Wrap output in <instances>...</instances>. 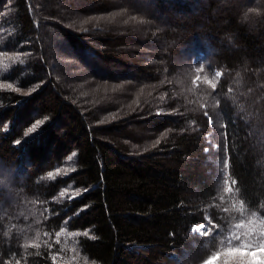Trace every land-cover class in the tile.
<instances>
[{"label": "trees", "instance_id": "trees-1", "mask_svg": "<svg viewBox=\"0 0 264 264\" xmlns=\"http://www.w3.org/2000/svg\"><path fill=\"white\" fill-rule=\"evenodd\" d=\"M154 1L169 8L167 21L146 11L157 4L126 5L148 19L145 25L133 24L147 31L142 47L156 50L141 63L119 57L124 46L117 43L130 26L95 30L94 18L114 12L105 0L93 1L95 10L102 11L83 24L56 9L57 0H0V46L9 58L18 57L9 59L1 77L12 87H0V161L16 173L15 197L31 193L50 198L68 178L45 184L38 179L56 163L74 158L70 178L82 193L55 205L43 226L55 238L65 222L85 231L79 246L93 264H200L215 247L216 236L206 237L192 226L210 217L226 228L228 218L216 205L227 186H233L249 211L264 216V0ZM199 7L203 11L196 13ZM71 9L76 17L87 11ZM177 10L183 14L177 17ZM87 29L104 31L105 37L89 36ZM232 40L236 45L231 47ZM77 45L86 54L71 59L67 49ZM117 45L122 47L115 50ZM91 56L120 60L141 73L135 72V79L152 88L142 108L134 110L142 113L101 117L84 110L88 98L59 87L57 77H78L75 64ZM198 60L206 64L208 76H217L219 69L221 75L215 86L206 78L190 91L192 64ZM121 73V78L134 80V74ZM30 89H35L28 98L32 105L16 110L21 92ZM208 102L219 110L214 124L206 113ZM32 106L50 121L42 133L26 140L38 119L30 113ZM60 114L65 116L63 127L54 130L53 119ZM214 138L218 144L212 143ZM46 139L47 149L41 144ZM29 158L31 169L24 178ZM3 212L0 264H54L52 239L45 237L35 247L25 243L30 233L18 224L19 210L7 207Z\"/></svg>", "mask_w": 264, "mask_h": 264}, {"label": "rangeland", "instance_id": "rangeland-1", "mask_svg": "<svg viewBox=\"0 0 264 264\" xmlns=\"http://www.w3.org/2000/svg\"><path fill=\"white\" fill-rule=\"evenodd\" d=\"M93 1L94 0H57L55 8L58 9L61 13H65L67 16L76 18L78 23L80 20V24H83L90 21L89 18L96 14L95 12L102 11L99 10V8L95 10L97 3L94 4ZM137 2L139 3V5L142 4V6H146L147 8L149 7V5L153 8L157 4V1L154 0H105L106 7L111 9L114 8L112 10L114 11L113 14L111 16L109 15L108 17L103 18L102 20H100L99 18L94 19L97 20L95 30L100 29L99 27L101 26L108 25H114L120 29H122L124 25L130 26V28H132L131 31L125 34H121L122 38L117 43H123L122 45L124 46V48H122L123 50L120 51L119 57L120 60L124 58L125 60L130 61L132 58L142 63L143 60L147 61L150 54L154 55L156 50L152 48L151 50L147 51V49H145L146 46L142 47V45L147 44V31L144 28H139L138 26L137 29L136 27H133V24L135 23H138V25H145L148 21L146 16L132 10H127V3L132 4ZM163 4L165 5L164 7L169 6L165 2ZM156 6L157 8H154L152 11L151 8L147 9L146 11L149 13L153 12V14L159 16L161 20L167 21L169 18L168 16H170V10H168L169 8H162V6L159 4H157ZM75 7H81L83 9H86L87 11H85L83 15H79L78 17H76L77 14L71 9H75ZM200 11L202 12L203 10L199 7L195 12L200 13ZM105 14L108 15L107 12ZM175 14L178 17L179 14L183 13H180V11L177 10ZM61 22H63V20H61ZM129 22L132 26L128 24ZM107 29L108 27H105L104 31H106ZM85 31L89 32V36L92 35L96 36L97 38L105 37L104 31L101 33L89 31L88 29ZM89 38L90 37H86L87 44L91 46L94 45L93 43H95V41ZM59 42H63V39H60ZM230 43L231 47L236 45L235 40H232ZM122 45L114 46L115 50H117L118 47L121 48ZM77 46L78 47L76 49H67L71 59L82 58V54H86L84 50V52L82 53L80 45ZM82 46L85 48V45ZM89 58L90 59L87 58V61H85V63L83 61L80 62L79 65L75 64L73 72H78V74H76L78 75V77L73 78L68 75L57 77L59 87L67 91L75 90L76 93L79 92L80 94H82V97L88 98L89 101H84V110H86V112L90 111L89 113H102L101 117H103V115L113 113L115 119H119L127 113H142L140 109L137 111L134 110L137 109V107L142 108L143 105H141V102L145 99L146 93H149L152 88H150V86H147L150 85L149 83L142 82L140 78L135 79V76H137L136 73H141L136 72V70H134L133 68L123 67L120 60L106 61L99 56H91ZM8 62L9 57L6 53L2 52V48L0 46V87H7V85L9 84L1 78L4 74L6 66L8 65ZM205 65V63L200 62L199 60L197 62L195 61V64H192V83L194 84L192 86L197 88L201 87L203 84V82L201 81L205 82L206 78L209 79L211 83L214 82V86L216 85L217 76L221 75V70H217V76H208L204 67ZM78 66L80 68H77ZM125 70L126 74H134V80L124 79L120 77L122 75L121 72ZM260 85H263V83H260ZM21 93L23 96L21 100H19V104L16 105V110L21 107L25 108L29 102V96L32 95V93L25 94L29 93V91L27 90ZM127 96H129V98L127 99V102L125 104ZM30 105H32V102L28 104V106ZM205 107L207 108L206 113L209 115V117H211V122L214 124L215 118L213 115L216 113L218 114L219 110L213 109L210 105V102L206 103ZM37 110V107L35 108L34 106H32L30 109V113L33 116L38 117L36 121L42 120L44 121V123L37 127L35 132H28L29 135L24 137V139L26 140L28 138L30 139V137H33L32 134L34 135L38 131L42 133L48 121H50L46 117H41L42 114L37 115ZM64 118L65 116H63L62 114L55 115L53 119V126L55 127L53 128L54 130H60L63 127ZM261 120L264 119L262 118ZM36 121L30 127H32L36 123ZM212 143L214 145L218 144V139H212ZM256 143L260 145L259 141H257ZM41 144L47 149L49 147L48 139H46L45 141L42 140ZM16 152L18 153V151ZM29 165L30 158L27 159L26 164L24 165V178L27 177V171L31 169ZM75 170V160L71 156V159L67 158L60 163H56L53 167L49 168L41 178L38 179L39 183L45 184L52 181H59L60 183L62 177L68 178V181L66 183H60L61 187L50 198L44 195H33L31 193H25L23 195L19 194L20 196L17 195V197H15L17 193V180L15 179V177H17L16 173L12 170L11 167L5 165L2 161H0V196L1 194L5 193L2 200L0 201V209L4 212L6 211L7 207L19 210V216L22 217V223L18 224L30 233L29 238L24 240L25 243L34 245L37 242L43 240L45 237L48 240L52 239V248L54 250V264H93L85 255H83V253L81 252L82 249L79 246L80 236L84 234L85 231H80L78 229L75 230L71 228L67 224V222H65L64 227L57 231V235L55 238L54 232H52L50 229L46 230V227L43 226L44 220H46L47 216L51 214V209H53L55 205L59 207L62 204L66 203L68 200H72L73 198H75L78 192L79 195L82 193V189L80 188V186L70 178V174H72ZM50 172L55 173V176H49L48 173ZM21 176L22 175H20V177ZM231 189H233L234 191L233 186ZM231 189H229V187L227 186L225 190L228 193H231V200L235 202L238 198L234 195ZM61 193H63V195H61ZM234 197H236L235 200ZM58 213L59 212H52V215L55 217L58 216ZM216 225L219 224H216L212 221V219H210V217H207L206 222L198 225L199 230H194L204 236L207 232H213V235H211L210 237L216 236L217 238V236L223 235L225 233L228 225L226 226V228H223L220 225V229L215 230ZM37 233H39L38 237ZM216 238L214 239L216 240ZM245 246L234 247L229 249L228 251L232 249H243ZM251 249H253L252 255H248L246 251L238 252L234 255H225L220 261H217V264H260L262 253H264V244H260L259 242H257V244L250 243L249 250Z\"/></svg>", "mask_w": 264, "mask_h": 264}, {"label": "clouds", "instance_id": "clouds-1", "mask_svg": "<svg viewBox=\"0 0 264 264\" xmlns=\"http://www.w3.org/2000/svg\"><path fill=\"white\" fill-rule=\"evenodd\" d=\"M190 91H195L193 86ZM230 194L221 189L216 206L227 216V230L223 235L216 238V245L211 248L208 254L200 261V264H217L216 258L234 247L249 245L259 242L264 244V216L259 213L249 211L246 205L237 199L235 202L229 199ZM193 229L199 230L198 225H193ZM220 225L215 226V230L220 229ZM213 235V232L205 233L206 237ZM39 233H37V237Z\"/></svg>", "mask_w": 264, "mask_h": 264}, {"label": "snow or ice", "instance_id": "snow-or-ice-1", "mask_svg": "<svg viewBox=\"0 0 264 264\" xmlns=\"http://www.w3.org/2000/svg\"><path fill=\"white\" fill-rule=\"evenodd\" d=\"M9 59H11L12 61H15V60L18 59V57L17 56H12ZM7 87L8 88H11L12 85L11 84H8ZM34 90L35 89H30L29 93H25V94H30V92L31 91H34ZM16 91H19V89H16ZM43 123H44V121H42V120L36 121V123L32 127H30L28 129V132H35L36 129H37V127H39ZM25 135H27V133H25ZM72 155L74 156L75 153H73ZM69 159H71V157H69ZM48 175L51 176V177H54L55 176V173H51L50 172V173H48ZM61 195H63V193H61ZM77 195H79V192L77 193ZM84 235H87V233H84ZM33 247H35V245H33ZM242 251H246L248 255H252L253 249L249 250V245H246L243 249H232V250L226 251L222 255L218 256L216 258V260L217 261H220L222 259V257L225 256V255H234L235 253L242 252ZM17 264H20V262L17 261ZM260 264H264V253H262V258L260 260Z\"/></svg>", "mask_w": 264, "mask_h": 264}]
</instances>
